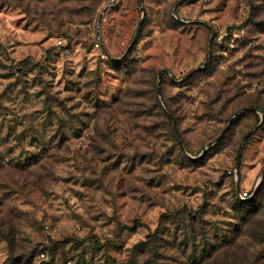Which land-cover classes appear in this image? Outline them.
<instances>
[{"label":"rangeland","instance_id":"1","mask_svg":"<svg viewBox=\"0 0 264 264\" xmlns=\"http://www.w3.org/2000/svg\"><path fill=\"white\" fill-rule=\"evenodd\" d=\"M180 1L0 0V264H264V0Z\"/></svg>","mask_w":264,"mask_h":264},{"label":"water","instance_id":"2","mask_svg":"<svg viewBox=\"0 0 264 264\" xmlns=\"http://www.w3.org/2000/svg\"><path fill=\"white\" fill-rule=\"evenodd\" d=\"M186 0H181L176 6H175V8L173 9V13H174V15L177 17V19H179V20H181L180 18H179V16L177 15V13H176V11H175V9H176V7L180 4H183L184 2H185ZM142 2V1H141ZM214 34L211 36V38H210V43H209V48H210V46H211V43L213 42V40H214ZM211 55H212V52H211V50H209V57H211ZM199 69H197V70H195V71H198ZM168 73V71H166V70H163V71H161L160 73H159V76H161L163 73ZM159 90H160V85L158 86V93H159ZM160 103H161V105H162V107L164 108V110H165V112H166V114H167V116H168V118L171 120V122H172V124H173V126H174V129H175V132H176V134H177V136H179V133H178V130H177V128H176V126H175V122H174V120H173V117L171 116V114L168 112V110L165 108V106H164V103L162 102V101H160ZM246 110H251V111H258L256 108H248V109H242L241 111H239L237 114H240V113H242V112H244V111H246ZM232 123H233V120H231V122L229 123V125H228V127L220 134V136L213 142V143H217L219 140H221L223 137H224V135L226 134V132H227V130L229 129V127L232 125ZM263 123H264V116L262 117V120H261V122H260V124L259 125H257V126H255L250 132H248L245 136H244V138L242 139V141H241V144H240V146H239V150H238V154H237V172H239V168H240V165H241V156H242V150H243V145H244V143H245V141L247 140V139H249L262 125H263ZM263 178H264V174H263V176H262V178H261V182L263 181ZM255 195V194H254Z\"/></svg>","mask_w":264,"mask_h":264},{"label":"trees","instance_id":"3","mask_svg":"<svg viewBox=\"0 0 264 264\" xmlns=\"http://www.w3.org/2000/svg\"><path fill=\"white\" fill-rule=\"evenodd\" d=\"M164 105H165V108L168 110V112L171 114V116H172V117L174 118V120H175L174 112L168 107V105H167L166 103H165ZM162 112H163V111H162ZM162 114L168 118V116H167L165 110H164V113H162ZM263 180H264V178H263ZM237 202H238L241 206L247 204V203H245V202H242L239 198H237Z\"/></svg>","mask_w":264,"mask_h":264},{"label":"built area","instance_id":"4","mask_svg":"<svg viewBox=\"0 0 264 264\" xmlns=\"http://www.w3.org/2000/svg\"><path fill=\"white\" fill-rule=\"evenodd\" d=\"M39 257L41 259H45L46 258V254L42 251V252H40Z\"/></svg>","mask_w":264,"mask_h":264}]
</instances>
